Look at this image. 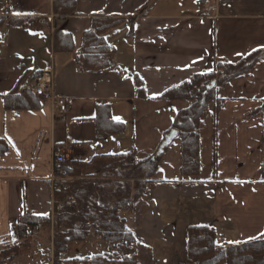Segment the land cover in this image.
<instances>
[{
    "label": "crops",
    "instance_id": "crops-1",
    "mask_svg": "<svg viewBox=\"0 0 264 264\" xmlns=\"http://www.w3.org/2000/svg\"><path fill=\"white\" fill-rule=\"evenodd\" d=\"M55 1L9 2L14 24L0 47V141L7 145L0 156V246L20 242L21 217L52 216L55 149L66 163L134 150L137 169L150 172L163 137L188 107L157 98L194 74L254 53L262 60L216 90L223 104L216 112L213 103L201 122L199 176L183 179L180 141H164L167 148L146 180L153 185L136 202L130 196L133 212L124 220L136 246L147 251L144 264H187L191 226L212 228L219 247L264 240V112L251 115L264 105V0H72L66 14L54 12ZM31 18L45 24L29 26ZM107 20L121 23L105 29ZM89 32L103 38L110 53H81ZM46 68L53 71L51 96L73 101L67 114L59 118L49 96L7 110L3 96L23 93ZM134 76L144 98L136 94ZM110 120L122 124V132L113 133ZM81 171L100 186L121 181ZM101 196L119 199L110 190Z\"/></svg>",
    "mask_w": 264,
    "mask_h": 264
},
{
    "label": "trees",
    "instance_id": "trees-1",
    "mask_svg": "<svg viewBox=\"0 0 264 264\" xmlns=\"http://www.w3.org/2000/svg\"><path fill=\"white\" fill-rule=\"evenodd\" d=\"M74 5L72 0H57L53 3L54 12L61 8L62 14H66V5ZM74 7V6H73ZM72 12V11H71ZM121 21L107 20L105 29L116 28ZM14 22L11 21V26ZM5 20L0 17V34L4 30ZM109 47L103 38L86 33L84 36L81 53L100 54L110 53ZM262 58L254 53L237 64L218 63L214 70L209 73L194 74L188 80L166 90L158 100L182 101L188 103V107L180 111L171 128L161 141L154 158V164L145 177L143 185L135 187L132 196L133 201L142 197L145 190L153 185L146 180L152 178L156 169V162L163 154L166 146L162 147L166 137L173 133L180 141V172L183 179H193L200 174V139L199 128L205 118L209 107L215 103L218 112L223 101L216 99V90L226 86L232 80L246 74ZM133 86L139 98H144L143 84L137 76L133 77ZM16 89L3 96L5 107L10 111L23 110L29 107L28 100L34 96L30 92L20 93ZM264 105L251 113L261 114ZM110 122L116 127L113 133L123 130L122 124ZM99 138L100 134H99ZM264 138V135H263ZM7 150V145L0 141V156ZM139 166L134 150L127 154L114 156L94 157L89 163H66L62 164L65 174L72 178H80L81 172L75 173V168L87 169L96 174H120L123 170H132ZM264 179V162L261 165ZM137 180V178H131ZM100 184L96 181L80 179L73 182L68 191L58 190L54 192L53 220L45 217L23 216L17 222V234L21 246L26 243L27 229L36 230L40 227H52L55 229L52 254V264H67L60 260V255L69 244H78L89 238L91 233L108 247L135 245L132 233L127 229L125 220L119 212L129 206V201L120 200L114 203L105 200L99 195ZM134 190V189H133ZM61 204V205H60ZM60 205V208L57 206ZM66 227V231L60 228ZM62 231V232H61ZM26 244V245H25ZM19 245H11L8 251L0 252V264L12 261L19 253ZM81 264H140L136 256H125L123 259L114 258L110 252L93 255L79 261ZM186 263L187 264H264V240L247 242L239 245L219 247L215 243V232L210 227L191 226L186 231Z\"/></svg>",
    "mask_w": 264,
    "mask_h": 264
},
{
    "label": "rangeland",
    "instance_id": "rangeland-1",
    "mask_svg": "<svg viewBox=\"0 0 264 264\" xmlns=\"http://www.w3.org/2000/svg\"><path fill=\"white\" fill-rule=\"evenodd\" d=\"M1 17V16H0ZM7 25L5 24L4 28H6ZM11 27V26H10ZM216 108V106H215ZM216 111V110H215ZM81 170H87V169H77L75 168V173L81 172L80 178H72L69 177V181H67L64 184H67L69 190L70 185L73 182H76L80 179H86V180H92L90 177L84 176L85 172H82ZM93 173V172H92ZM148 172L144 170H140L137 168H134L132 170H123L120 172V174H96L93 173V176L95 179L101 178L103 176L106 177H113L115 179L121 180L116 186L115 184L113 186H100L102 191H113V194L115 192H118V202L123 199H127L129 201L130 196L134 194L135 187L139 185H143V179L147 176ZM137 178V180H133L131 178ZM96 181V180H92ZM133 181V182H132ZM96 183L100 184V182ZM134 189V190H133ZM63 191V190H62ZM100 191L99 195H101L103 192ZM107 193V192H106ZM110 193V192H109ZM111 195V194H110ZM106 197L104 196V199ZM55 200V199H54ZM111 203H114L116 201L113 200V197H111V200L109 201ZM135 202V201H133ZM61 205V204H60ZM130 206V205H129ZM128 206V207H129ZM127 207V208H128ZM126 208V209H127ZM125 209V210H126ZM124 211V210H123ZM119 212V215L123 219H128V217H131V215L123 214L122 212ZM131 214V213H129ZM51 222L53 220V213L50 217ZM50 223L49 227H41L43 228V232L40 234H37L38 229H34V236L32 238L26 237V243H28V246H21L22 242H19L18 244H5L0 246V252L5 250L6 252H9L8 249L11 247V245H19V253L15 258H13L12 261H7L5 264H52V254L54 251L53 248V240H54V234L55 229L52 227ZM66 227H63L62 231H66ZM61 231V232H62ZM40 232V230H39ZM65 233V232H64ZM29 239V240H28ZM26 245V244H25ZM68 252L67 256L63 258L62 261L67 262V264H81L79 261L86 259L93 255L103 254L105 252H110L114 258L123 259L125 256H136L138 262L140 264H144L148 260L147 258V251H144L142 249H139L136 244L132 246H126V245H120L115 247H108L107 245L103 244L97 237H95L92 233L89 236L87 240L84 242L78 243V244H69L66 250ZM64 251V252H65ZM16 261V262H13Z\"/></svg>",
    "mask_w": 264,
    "mask_h": 264
},
{
    "label": "built area",
    "instance_id": "built-area-1",
    "mask_svg": "<svg viewBox=\"0 0 264 264\" xmlns=\"http://www.w3.org/2000/svg\"><path fill=\"white\" fill-rule=\"evenodd\" d=\"M1 8H0V16L5 20L6 28L0 34V47L5 46L7 43V39L9 36V29L11 26V14H10V0H0ZM36 23H40L41 25L45 24L44 19H28L26 24L29 26H34ZM53 80V71L51 68L43 69L39 75L32 78L25 86H23L20 90L22 92H30L34 96L39 98H47L51 97L52 103L56 109L58 117L61 118L67 114V112L71 109L73 105V101L70 98H60L51 96V84ZM65 162V156L63 155L61 150L55 149L54 158L52 163V189L53 193L58 190L66 191L68 189L67 184L62 185L69 181V177L65 174L62 164ZM60 208V205L57 206ZM132 207H128L124 210L123 214L132 213ZM61 230L63 227L60 228ZM34 236V230L27 229L26 237L32 238ZM29 240V239H28ZM68 252L65 251L60 255V260H63L67 256Z\"/></svg>",
    "mask_w": 264,
    "mask_h": 264
},
{
    "label": "water",
    "instance_id": "water-1",
    "mask_svg": "<svg viewBox=\"0 0 264 264\" xmlns=\"http://www.w3.org/2000/svg\"><path fill=\"white\" fill-rule=\"evenodd\" d=\"M174 137H175V135H174L173 133H170V134L166 137L164 145L167 144V143H169V142L172 140V138H174ZM151 160L154 161V158L152 157Z\"/></svg>",
    "mask_w": 264,
    "mask_h": 264
},
{
    "label": "snow or ice",
    "instance_id": "snow-or-ice-1",
    "mask_svg": "<svg viewBox=\"0 0 264 264\" xmlns=\"http://www.w3.org/2000/svg\"><path fill=\"white\" fill-rule=\"evenodd\" d=\"M238 55H239V53H238ZM114 119H117V120H119L120 118H119V117H115Z\"/></svg>",
    "mask_w": 264,
    "mask_h": 264
}]
</instances>
